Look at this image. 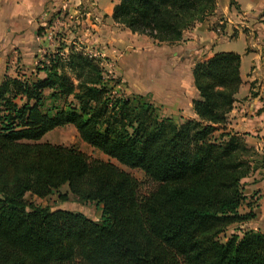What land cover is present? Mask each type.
Wrapping results in <instances>:
<instances>
[{"label": "trees", "instance_id": "16d2710c", "mask_svg": "<svg viewBox=\"0 0 264 264\" xmlns=\"http://www.w3.org/2000/svg\"><path fill=\"white\" fill-rule=\"evenodd\" d=\"M217 7L218 0H118L112 19L158 45H174ZM241 62L237 53L219 52L195 65L197 118L183 122L162 116L145 97H122L102 64L72 45L44 57L36 69L44 78L6 76L0 264H264V231L220 239L256 218L240 211L251 150L225 132L243 83ZM66 126L109 160L42 142ZM111 160L141 170L153 189L142 196L139 181ZM28 194H57L63 202L73 195L100 207L101 217L43 207Z\"/></svg>", "mask_w": 264, "mask_h": 264}, {"label": "crops", "instance_id": "0c3cea01", "mask_svg": "<svg viewBox=\"0 0 264 264\" xmlns=\"http://www.w3.org/2000/svg\"><path fill=\"white\" fill-rule=\"evenodd\" d=\"M117 4L118 0H0V83L6 76L25 77L27 72H15L18 67L30 71L36 79L44 78V73L36 71L44 58L41 34L55 20L67 16L65 21L71 19L74 27L67 31L68 36H81L91 43L100 41L107 50L115 43L126 48L118 32L134 37L130 43L141 44L136 50L142 69L139 80L144 91L151 93L149 101L165 117L196 119L193 102L199 93L194 85L195 65L219 52H236L226 48L242 40L244 51L237 53L242 58L243 83L228 115V126L237 134L249 135V143L264 145V0H218L215 15L188 31L179 43L184 45L183 50L170 56L165 51L172 45L146 46L149 38L114 22ZM217 22L222 26V35L210 31ZM153 69L158 70L154 83Z\"/></svg>", "mask_w": 264, "mask_h": 264}, {"label": "rangeland", "instance_id": "374dc122", "mask_svg": "<svg viewBox=\"0 0 264 264\" xmlns=\"http://www.w3.org/2000/svg\"><path fill=\"white\" fill-rule=\"evenodd\" d=\"M67 16L64 17V19L60 20V28L57 30L58 32V38L59 43L55 44L57 45H63L65 47L67 46H75V48L78 51L84 50L86 53L93 56V58L97 59L101 64L102 67L105 68L106 71V79L110 81V84L115 86V90L119 92V94L122 97L126 98H135L137 96L145 97L146 100H150L151 93L145 92L144 86L140 84V76L139 73L142 71L139 65V53L136 52V50L141 46L139 43L138 45H132L130 42L131 40L135 41V38L132 36H126L122 35V33L118 32L122 37V41L124 43H127L126 48H120L118 45H109L108 50L104 49V44H102L100 41H95L93 43L87 42L86 39H83L81 36H77L74 34H71L68 36L67 31L73 29L72 20L69 19L68 21H65ZM72 25V26H71ZM196 28V27H195ZM194 28V29H195ZM219 30V32H218ZM192 31V30H191ZM210 31H215V33H218L220 35L223 34L222 26L219 25L217 22L216 24L212 25L210 28ZM247 31V30H246ZM206 28H202V34L205 35ZM233 36V35H232ZM43 43V42H42ZM153 44L155 46L158 45L157 43H153V41L148 39L145 43L146 46H150ZM55 46L48 48L54 50L56 48ZM162 46V45H158ZM112 47V48H111ZM46 48L45 43H43L42 49ZM184 48V45L182 44H174L170 46V49H166L165 53H167L168 56H170L173 52H181ZM240 53H243L244 51V43L243 41H236L233 42L228 48ZM68 52V49H65L62 53L66 54V51ZM138 51V50H137ZM105 53L106 55L102 57L99 53ZM61 53V54H62ZM43 54V53H42ZM239 54V53H237ZM240 55V54H239ZM44 56V54H43ZM241 56V55H240ZM172 59V58H171ZM170 59V60H171ZM43 60V59H42ZM152 68V67H151ZM20 73L21 71L27 72L25 77L31 78L35 80L36 78L33 77L32 74H30V71L23 70L22 67H18L15 69V72ZM151 71V70H150ZM153 69L152 70V83H154L157 79L155 78V73H157ZM153 89V88H152ZM149 90V89H148ZM147 93V94H145ZM234 109V108H233ZM161 113V111H160ZM162 116H164L161 113ZM179 122H183L184 118L177 117L176 119ZM229 122L228 117L225 125V132H232L239 136V138L243 141V143L250 148L252 157H249L248 160L251 163V170L248 174V177H246L241 184V188L243 191V194L246 196V200L243 203V206L241 208L242 213H247L248 211H252L256 214V218L252 219L251 221L244 223V224H235L231 227H229L225 233H223L220 236L221 241H225L227 238H229L233 234H242L246 230H261L264 231V145L261 142H255L249 143L251 137L247 134H237L229 128ZM224 132V131H222ZM222 132H219L218 134H221ZM249 140V142H248ZM253 141V140H252ZM42 142H48L52 144L57 145H64V146H74L83 153H85L87 156H89L91 159L95 160H104L108 161L109 158L102 154L100 151L92 148L88 144L84 143L76 129L73 126H66L62 128L55 129L54 131L48 133L43 139ZM260 143V144H259ZM114 164H116L121 169L125 170L126 172L130 173L135 179H137L141 185V191L140 194L142 196L146 195L150 190L153 189V184L147 179L145 174L139 170V169H130L126 166H123L119 164L118 162L111 160ZM67 191V188H63L61 190V194L65 193ZM27 200L29 202L35 203L37 205H41L43 207H49L51 209H64L68 211H72L75 213H83L87 217L98 221L101 217V208L97 207L93 203H83L80 202L75 196L69 195V200L66 202H63L57 194L51 196L48 199H39L37 197H34L30 194L27 195Z\"/></svg>", "mask_w": 264, "mask_h": 264}, {"label": "built area", "instance_id": "2783aa9c", "mask_svg": "<svg viewBox=\"0 0 264 264\" xmlns=\"http://www.w3.org/2000/svg\"><path fill=\"white\" fill-rule=\"evenodd\" d=\"M60 28V22L58 20H55V22L46 27L44 29V31L42 32L41 34V39H42V42L45 43L46 45V48H43L42 51L44 53V56H50V55H53L56 53V50L60 47V45L58 44L57 47L55 46V44L59 43V34L57 32V30ZM219 32V30H218ZM55 46L56 48H54V50H50L48 48H51ZM66 54L68 53L67 50L65 51ZM63 54V53H62ZM66 54H63L64 56H66ZM41 62H44V58Z\"/></svg>", "mask_w": 264, "mask_h": 264}]
</instances>
